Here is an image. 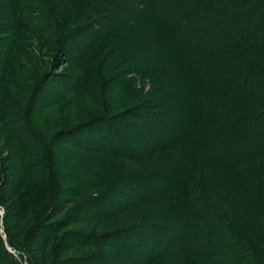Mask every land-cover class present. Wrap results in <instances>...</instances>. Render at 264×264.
<instances>
[{
	"label": "rangeland",
	"instance_id": "obj_1",
	"mask_svg": "<svg viewBox=\"0 0 264 264\" xmlns=\"http://www.w3.org/2000/svg\"><path fill=\"white\" fill-rule=\"evenodd\" d=\"M18 1L0 0L1 14L5 11L10 16ZM38 1L22 3L36 10ZM204 1L225 14L222 0ZM87 4L81 6L78 15L75 9L66 7L61 18L68 19L67 29L61 25L60 31H40L46 27L44 17L33 22L38 23L36 29H30L29 24L36 18L35 12H29L31 7L20 14L25 27L11 30L14 20L0 21V264H86L98 256L114 254L107 243L117 240L122 229L148 235L152 245L157 241L151 246L153 254L170 249L171 255L176 253V262L217 264L232 255L231 249L224 253L222 248L229 225L207 231L202 217L192 212L190 202L187 201L189 208L184 206L188 197L199 192L232 223L230 230L241 239L237 242L244 249L240 262L248 264L245 258L249 246L264 264V220L257 215L264 212V190L254 191L252 209L236 203L233 208L222 196L228 185L232 184L233 190L242 180L244 173L237 162L245 163L248 151H253V160L264 152V99H254L251 88L257 79L242 73L243 68L251 66L252 56H239L241 52L237 56L236 51L242 48L233 43L227 46L219 45L216 39L209 41L207 31L205 37L202 33L185 35L182 21L178 24L170 16L163 17L166 13L159 14L158 21L163 20V27L171 32L161 34L147 5L137 22L138 13L137 17H118L129 10L109 14L114 20L117 17L113 22L119 26L110 32L113 36L117 30V37L105 39L106 43L96 46L83 62H73L71 54L95 33V25L100 27L98 21L103 17L90 11ZM187 7L181 2L177 11ZM260 10L255 11L259 14ZM258 25L264 35L263 22ZM246 32L251 37L262 36L253 30ZM151 50L157 54L150 62ZM226 51H230V59L223 56ZM124 74L129 77L125 83L121 78ZM80 75L85 82L81 83V79V85H68V78ZM204 107L210 111L204 112ZM157 109H163L168 116L162 123ZM97 116H118L123 123L149 124L151 134L147 138L132 133V124L124 127L115 122L124 140L136 150L152 145L160 136L165 139L164 145L171 143L175 147L142 165L109 158L105 153L102 156L100 152L96 155L79 151L66 144L64 140L71 142L69 133ZM166 122L167 130L159 136L162 130L156 127L164 128ZM57 132L63 133L56 137ZM211 147L219 149L218 157H199ZM228 148L233 159L224 158ZM147 169L148 180L131 187L130 177ZM14 178L21 179L20 184L12 190L7 187L12 193L5 194V185ZM49 186L57 190L53 200L60 199L59 202H50V191V201L44 195ZM141 190L154 194L133 203ZM22 194L23 199L27 195L26 206L32 212V200L40 208L43 204L47 207L42 210L35 233L29 220L35 213L31 212V217L18 226L13 218L16 205L23 204ZM242 195L238 194L235 202H240ZM98 198L103 199L97 205L107 200L110 215L94 211L93 200ZM45 248L49 251L46 260L40 254ZM250 256L254 259L253 254ZM129 257L131 262L119 256L110 259L124 264L144 259L136 254Z\"/></svg>",
	"mask_w": 264,
	"mask_h": 264
},
{
	"label": "trees",
	"instance_id": "obj_2",
	"mask_svg": "<svg viewBox=\"0 0 264 264\" xmlns=\"http://www.w3.org/2000/svg\"><path fill=\"white\" fill-rule=\"evenodd\" d=\"M23 1L24 0H19L18 4H14V12L12 11L10 13V16H6L5 11L2 14L0 11V21H5L9 19L14 20L13 22L14 26L13 28H11V30H15L17 27H23V26L25 27V25H23L25 23L23 22V19H21L20 14L22 13L23 9H28V8L30 9V7H31V11L29 12H35L36 18L32 19V22L31 24H29V27L32 26V28H30L32 30L36 29L38 23H33V22H37L39 18L44 17L43 22H44V26L46 27H43L42 29H40V31L42 32L60 31L62 29L61 25L64 29L65 25L68 22V19L64 18L62 20L61 16L65 15L64 10L68 6L75 9L76 15H78L79 14L78 11L80 12L81 6H84L87 2L89 3L87 4V7L90 9V11L95 10L96 13H99L100 16H103L98 21V23L101 22L100 27L98 24H97L98 26L95 25L96 26L95 33H92L90 38L84 40V44L79 51L71 54L72 56H70L69 59H73L74 60L73 62H83L85 58H87L89 53L91 51L93 52L96 46L99 47L100 45H103L104 43H106L105 39L110 41L111 38L117 37V35H115L117 30L115 31V34H114L115 36L114 35L112 36L110 34V32L114 28L119 26V24L115 25L113 22V21H117V17L115 18L116 20H114V17L109 16V14H116L118 13L119 9H122V10L124 9L123 12H126L127 10H129L128 14L125 15L124 13H121L120 15H118L120 19L124 16H129V15H131V17H135V16L137 17V13L140 15L143 11H145V7L147 5L148 6L150 5L151 11H152V13L150 14L151 15L150 18L153 17V24L155 25L156 28H159L161 30V34L166 33V32H171V29L168 31L166 28L163 27V24H164L163 20L158 21L157 16L159 14L162 15L166 13L165 16L163 17L170 16V20L174 22L176 21L175 23H178V24L179 22L182 21L180 26L182 25V27L184 28V31L182 32L185 35H189L191 33L192 34L202 33V36H203L204 32L207 31V34L209 36V41L212 42L214 41V39H216L215 41L218 42L219 45H227V46L233 43L235 46L242 48L241 50L236 51L237 56L240 52L241 53L239 54V56H243V55L252 56L254 61L253 59H250L248 57L251 66H248V63H246L248 66L247 67L248 69L243 68L242 73L244 74V77L246 78L253 77L257 79L251 88V91L255 95L254 99H260L259 98L260 96L262 97V99H264V77L262 76V74H264V41H263L264 35H262L263 29L258 25V22L260 23L263 22L264 24V0H222V3L225 8V14L221 11H218V9L215 6H212L213 5L212 3H210L209 1H207L206 3L204 0H201V1H196V0H145L144 2L143 0H99V1H94V0H39L38 8L36 10H34V8L30 5L23 4L22 3ZM181 2L185 4V6H188L187 10L185 9L181 11L179 9V11H177L179 7V3ZM256 8H261V10L259 11V14H257V11H255ZM173 9L175 10L176 13H178L177 16H175ZM140 18H142V15H140L135 22H137ZM192 28H194V30H192ZM66 29H67V25H66ZM247 30H253L257 34L261 33L262 36H258L256 38L251 37V35L247 34L246 32ZM203 37H205V35ZM59 43L60 41L58 40V44ZM151 51H152L151 54H149V60L151 59L150 62L153 60L154 56L157 54L155 51L153 50ZM230 54H231L230 51H226L225 55L223 56H225V58L227 59H230ZM231 60H234V57H232ZM8 63H6V66L9 65ZM11 63L12 62H10V65ZM238 66L244 67V64L238 63ZM160 67L162 68V66ZM259 71L260 73H258ZM255 73L258 74V78L256 77ZM82 76L83 75L75 77V79L74 77L73 79L68 78L69 80L68 85L70 86H74L75 84L81 85V83L85 82V78ZM121 78L123 80V83H125L127 82L129 77L124 74L121 76ZM81 79H82V82L79 83ZM200 94L203 96L202 92H200ZM200 102L202 101L200 100ZM203 109H204V112L210 111L208 107H204ZM156 112L158 113L157 117L161 120V123L164 122L168 118V116L166 115V112L163 109H157ZM112 122H114L113 124H115V126L112 124ZM115 122L124 127H128L130 126V124H132L129 130L132 133L136 134L137 136L139 134L141 136L146 135L148 138L151 134L148 131L150 129L149 124H146V123L144 124L140 121L136 123H123L120 117L118 116H107V117L97 116V117L90 119L86 123L81 124L75 129V131L69 133L67 137L69 138V140H71L70 143H68L67 140H64V141H66V144L68 146L69 145L73 146L79 151L90 152L91 154H96V155L98 152H100L102 156H103V153H105L109 158L119 157V158L130 160L134 163L142 164V165H147L146 163L149 162L152 157L156 155H162L164 154V152L166 154L168 150L175 147V145L171 146V143L164 145L162 141H164L165 139L162 140V137L160 136V134H164L165 131L167 130L168 122L165 123L164 128L162 125H160L159 127H156V129L162 130L158 133L160 138H157L156 141L153 140L152 145L147 146L146 148L143 146L138 150H136L134 146H132L131 144H129L127 141L124 140L123 135L120 134V132L117 129V127L119 126L116 125ZM62 133L57 132L55 133L54 136L58 137ZM218 150L219 149L216 147L215 148L211 147L209 150H203L200 153L199 157L201 158H205L208 156L212 157L211 154L216 155V157H218ZM229 151H230L229 148L228 150L226 149L224 150L225 159H233ZM252 155H253V151H248L247 155L245 156L246 157L245 163L240 164L239 162H237L238 165H240L238 169H240L241 174L242 173L244 174L240 176L242 180H240L241 182L237 184L233 190H232L233 185L230 184L227 186L226 181H225V186H227V188L225 189V192L222 196L226 198L227 203H230V205L233 208H234L235 203L237 204V206L240 205L246 208L249 207L250 209L254 208V203L256 201V194H254V191L258 190V188H262L264 190V152L258 156L257 155L254 156L255 157L254 160L251 158ZM206 166H207V163L205 162L203 164V167L206 169ZM261 169L263 170L262 175H261L262 177H260V174H259V171ZM148 170L149 169L143 170V172H138L134 174V176H131L129 179L130 181L128 182L131 184V187H136L137 186L136 184H143L142 181L148 180V176L150 174V171ZM257 180L259 182L257 185H255L254 182H256ZM248 181L250 183H248ZM20 182H21V179L19 180L18 178L11 179L10 182H8L7 185H5L6 189L4 193L8 195L11 194L12 192H10L9 189L11 188L12 190L18 184H20ZM7 187H9V189ZM52 188L53 189L50 190V186H49V190L44 191V195L47 196L49 201H50L49 191L51 192V200H53L57 192V190L54 187ZM147 188L148 186L145 187V189ZM220 191L222 192L224 191V189H221L220 187ZM243 191L246 194H244ZM153 194L154 193H151V192L146 194L145 190L144 191L141 190V192L137 191V195L134 196V198L136 199H133L132 202L133 203L142 202L144 200H147V198H149ZM238 194L239 195L243 194L241 196L242 199L240 200V202H235L237 200ZM14 195L15 193L13 194V196ZM233 196L235 198H233ZM21 197L23 199V194L21 195ZM101 199L98 198V199L93 200L94 203L96 202V205H94V211L100 212V213H107L110 215V210H109L110 208H109V204L106 202L107 200L106 201L103 200V204L97 205L100 203L99 201ZM23 200L24 201L22 205L20 206L19 204L16 205L17 210L16 212H14V215H13V218L17 220V226L23 223L25 218L31 217V214H30L32 212L31 208L26 206L27 201H28L27 195L25 196ZM56 201L59 202L60 199L53 200L50 202L54 204ZM187 201H189L191 204L190 207L193 210L192 212H196L198 216L202 217L204 226L207 229V231H210V229L212 231V228L220 230L222 226L226 224L229 225L228 226L229 230L227 228V231H226L227 238L224 241L223 243L224 247L222 246V248L224 250V253L227 252L229 249H231L232 255L229 258H226V259L224 258L222 262H218L217 264H243V262L242 263L240 262L241 261L240 255H241V252L244 253V249L241 250V245L237 242V241H241V239L239 237H236L233 230H230L231 229L230 227H232V223L229 222L228 218L225 217V215L219 211V209L216 207L215 204L210 202L208 198L204 197L201 192H199V194H193V196L188 197L184 206L187 205L189 208ZM37 205L39 206L40 204H37ZM37 205H36L35 200L31 201V206H33L34 208L32 214L35 213L31 218H29L30 223H32L31 231L33 233H35L36 231V223L40 219V215H42V210L44 211L45 208H47V207L44 208L45 204H43L41 208L38 207ZM56 206L58 205L56 204ZM257 215H259L260 218L263 217L262 219L264 220V212L257 214ZM237 220H238V217H237ZM126 230L127 229L119 230L121 231L122 235H119L117 240H113V241H110V243H107L109 246H111L113 250H115L114 254L109 253L108 255L104 254V255L98 256L97 258H95V260L89 261L86 264H94L95 263L94 261H96V264H124V262H131L132 257L128 258V256H131L133 254L143 255L144 259H140L142 260L141 261L142 264H167V263L168 264H186L188 262V260H180L176 262V258L174 257V254L176 253H173L171 255L170 253L172 250L170 249L169 250L162 249L160 253L153 254L152 253L153 250L151 246H154V243L157 241H155L152 245V240L148 237V235L143 234V233H136L132 230H130L131 232L130 231L126 232ZM130 234L132 235V238L128 239L127 236ZM30 236H33V235H30ZM124 238L125 239L127 238V240L124 241L123 240ZM242 241H245V240L242 238ZM50 242L46 244V248L50 247ZM168 245L171 246L170 243ZM46 248L42 249V251L40 252L44 260L48 259L49 251L46 252L45 251ZM251 249L252 248H250L249 246H246L247 254H246L245 261L248 264H261V260L255 255V253L253 252L251 253L250 251ZM168 254L171 256H169ZM197 254L198 252H196V255L194 254V256H197ZM250 254H253L255 260L250 256ZM112 256L114 257L119 256L120 258L126 261L123 262L122 260H116V258L110 259V258H114ZM91 262H94V263H91ZM141 262L139 263L133 262V263L141 264ZM195 263L196 262H194V264Z\"/></svg>",
	"mask_w": 264,
	"mask_h": 264
}]
</instances>
